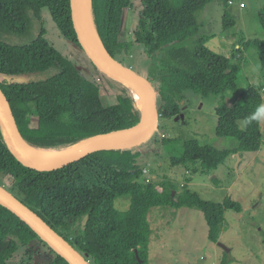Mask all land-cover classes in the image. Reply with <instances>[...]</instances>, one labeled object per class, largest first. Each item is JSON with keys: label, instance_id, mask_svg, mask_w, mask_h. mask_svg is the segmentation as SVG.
I'll return each mask as SVG.
<instances>
[{"label": "trees", "instance_id": "trees-1", "mask_svg": "<svg viewBox=\"0 0 264 264\" xmlns=\"http://www.w3.org/2000/svg\"><path fill=\"white\" fill-rule=\"evenodd\" d=\"M138 1L140 11L133 37L152 61L149 78L157 88L160 117L179 115L187 90L223 96L237 90L235 80L241 71L242 56L231 62L207 48L209 37L194 39L198 32L196 12L211 2L227 8L232 0ZM131 6V0H90L96 33L114 57L115 52L128 51L120 34L124 13ZM43 9L48 10L60 33L79 46L69 0H0V84L28 141L41 148H66L135 121L138 102L127 87L94 64L95 76L84 77L44 39L40 25ZM258 20L264 30V8L258 11ZM242 46L253 48L264 67V39H243ZM240 47H234V52L241 53ZM18 75L32 79H12ZM104 91L115 97L106 106ZM262 91L263 86H248L230 107L219 105L216 109V136L237 140V148L218 149L191 139L183 144L180 156L170 158V165L206 175L232 154L258 151L261 125L260 121H250V117L264 102ZM157 143L163 146L170 141L156 130L136 145L98 151L63 170L40 173L16 158L0 117V185L85 254L90 264H148L152 232L148 216L156 207L200 209L208 238L216 242L224 211L240 213L241 204L228 197L222 203L202 199L188 189V184L178 194L177 184L169 177L159 181L158 175L156 179L146 175L143 171ZM120 197L129 198L126 210L115 207ZM19 254L18 264H69L0 204V264H10Z\"/></svg>", "mask_w": 264, "mask_h": 264}, {"label": "rangeland", "instance_id": "rangeland-1", "mask_svg": "<svg viewBox=\"0 0 264 264\" xmlns=\"http://www.w3.org/2000/svg\"><path fill=\"white\" fill-rule=\"evenodd\" d=\"M131 1L132 6L124 13L120 34V40L129 46L128 51L115 52V58L150 77L152 61L133 37L140 2ZM261 8H264V0H232L227 8L218 2H211L196 12L195 30L198 32L194 39L209 37L207 48L229 58L231 62L242 56L241 71L235 80L237 90L224 96L219 93L204 95L185 91L179 115L158 117L156 130L164 134L170 143L163 146L157 143L150 154L149 165L143 171L148 176L152 175V179L158 175L159 181L162 177H169L177 184L178 194L188 184V189L198 193L202 199L222 203L228 197L239 202L242 211H224L219 239L212 242L208 238V227L200 209L181 207L174 210L167 206L153 208L148 216L152 228L148 264H264V120L260 121L261 147L256 152H237L241 158L237 167L236 153L206 175L187 171L183 166H172L169 162L171 157L181 155L183 144L191 139L218 149L233 150L239 146L237 140L216 136V109L219 105L230 107L248 86H263L264 98V67L253 48L245 49L242 46L243 39H264V30L258 20ZM40 25L44 30V39L54 47L56 53L66 57L84 77L95 76L91 60L79 46L60 33L47 9L42 10ZM239 45L241 53L234 52V47ZM12 79L24 82L32 77L18 75ZM102 98L104 106L115 101L114 95L108 91H104ZM240 125L244 127V123ZM187 179L191 181L187 182ZM162 189L159 187V190ZM128 205L127 197H120L115 203L119 210H126ZM20 257L21 254L16 255L10 264H18Z\"/></svg>", "mask_w": 264, "mask_h": 264}, {"label": "water", "instance_id": "water-1", "mask_svg": "<svg viewBox=\"0 0 264 264\" xmlns=\"http://www.w3.org/2000/svg\"><path fill=\"white\" fill-rule=\"evenodd\" d=\"M69 7L77 43L91 62L114 80L117 81L116 77L129 79L140 87L141 96L138 98L139 116L135 121L124 127L112 129L78 141L73 145L81 144L71 154L61 160H50L46 157V154H42L40 151L64 148L33 146L25 137L11 100L0 84V117L8 143L16 158L24 166L40 173H53L63 170L98 151L136 145L148 138L156 130L159 117L158 92L153 81L145 74L118 60L106 50L96 33L93 21V26L90 28L83 20L81 0H69ZM121 84L127 87L124 83ZM236 158L237 167L241 159L239 153H236ZM0 204L26 223L69 264H90L85 259V254L83 255L76 250L62 235L47 224L41 216L2 185H0ZM226 252H229V250L226 249Z\"/></svg>", "mask_w": 264, "mask_h": 264}, {"label": "bare ground", "instance_id": "bare-ground-1", "mask_svg": "<svg viewBox=\"0 0 264 264\" xmlns=\"http://www.w3.org/2000/svg\"><path fill=\"white\" fill-rule=\"evenodd\" d=\"M81 14L85 23L92 28V20H91V12H90V0H81ZM117 81L124 83L136 96V100L138 102V98L141 96L140 87L133 82L132 80L116 77ZM81 143L76 145L64 148V149H49V150H41L42 154H46V157L50 160H61L67 157L73 150H75Z\"/></svg>", "mask_w": 264, "mask_h": 264}, {"label": "clouds", "instance_id": "clouds-1", "mask_svg": "<svg viewBox=\"0 0 264 264\" xmlns=\"http://www.w3.org/2000/svg\"><path fill=\"white\" fill-rule=\"evenodd\" d=\"M262 121L264 120V104L257 106L255 112L251 115L250 121Z\"/></svg>", "mask_w": 264, "mask_h": 264}, {"label": "built area", "instance_id": "built-area-1", "mask_svg": "<svg viewBox=\"0 0 264 264\" xmlns=\"http://www.w3.org/2000/svg\"><path fill=\"white\" fill-rule=\"evenodd\" d=\"M160 116V115H159Z\"/></svg>", "mask_w": 264, "mask_h": 264}]
</instances>
